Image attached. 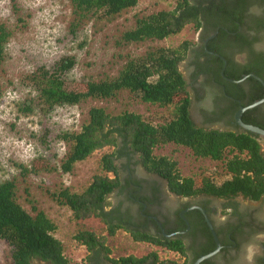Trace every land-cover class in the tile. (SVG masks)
I'll return each mask as SVG.
<instances>
[{
    "label": "trees",
    "instance_id": "16d2710c",
    "mask_svg": "<svg viewBox=\"0 0 264 264\" xmlns=\"http://www.w3.org/2000/svg\"><path fill=\"white\" fill-rule=\"evenodd\" d=\"M138 1L68 0L72 16L69 29L74 32L93 17L117 15L135 7ZM199 14L200 9L191 0H175L171 10H160L138 18L135 27L123 32L121 39L124 42L160 40L178 34L187 24H192L197 30L201 24ZM11 34V30L0 24V67L5 59V44ZM192 44L183 40L175 46L159 47L147 51L143 56L130 57L115 77L88 80L76 87L69 86L66 77L75 64L73 56H63L49 67L39 66L25 76L34 91V96L23 105L22 111L25 112L35 109L46 115L56 106L76 105L87 98L108 99L122 90L143 103L169 109V119L154 125L135 112L112 114L101 107H91L88 120L79 131L58 135V139L68 146L60 164V170L65 173L94 151L103 147L112 149L100 158V168L104 174L94 175L82 192L62 188L52 193L58 204L70 209L74 219L97 218L106 224L108 236L114 235L122 227L113 224L109 217L110 211L106 208L110 202L107 198L118 186L117 161L133 155L137 156L138 163L146 172L166 180L169 191L174 195L210 194L223 199L239 197L250 201L264 197V153L255 139L256 135L204 129L196 126L191 119V96L180 64ZM233 79L239 77L233 76ZM168 143L187 147L195 157L220 161L225 177L216 180L209 175L197 178L182 176L175 161L153 152L156 147ZM32 167L31 170L36 172ZM14 190V180L0 183V239L11 247V264H33L35 261L73 264L64 256L62 244L54 236L55 224L41 210L33 208L34 215L27 212L16 201ZM74 239L89 252L102 253L112 264H140L149 260L160 262L156 252L141 257L128 255L111 258L106 237L92 231H79ZM133 239L150 241L153 238L133 232ZM153 242L182 251L180 243H167L161 239Z\"/></svg>",
    "mask_w": 264,
    "mask_h": 264
},
{
    "label": "rangeland",
    "instance_id": "374dc122",
    "mask_svg": "<svg viewBox=\"0 0 264 264\" xmlns=\"http://www.w3.org/2000/svg\"><path fill=\"white\" fill-rule=\"evenodd\" d=\"M174 5L175 0H139L135 7L109 18L93 17L73 32L69 29L72 16L68 0H0V24L12 32L0 67V183L14 180L16 201L32 215L33 208L46 214L56 226L54 236L61 242L64 256L73 264H84L90 255L86 247L74 239L79 231L105 236L111 258L141 257L151 251H156L164 260L174 258L166 251L134 242L122 230L108 236L100 220L74 219L70 209L52 197V193L62 188L80 193L94 175L104 174L100 158L111 152L110 147L98 149L76 162L70 172L60 170L68 146L58 135L79 131L87 122L91 107H101L112 114L135 112L154 125L169 119V109L143 103L122 90L108 99L87 98L76 105L56 106L46 115L35 109L25 112L23 105L34 96L25 76L39 66L49 67L63 56H73L75 64L66 77L69 86L76 87L88 80L115 77L130 57L143 56L159 47L175 46L183 40L194 43L197 31L192 24L160 40L122 41V33L134 28L138 18L171 10ZM185 69V61H182V74L186 73ZM192 114L197 121L194 104ZM153 152L175 161L182 176L209 175L216 180L225 177L220 161L195 157L187 147L168 143ZM32 166L36 172L31 170ZM0 264H11V247L2 239ZM33 264L46 263L35 261Z\"/></svg>",
    "mask_w": 264,
    "mask_h": 264
},
{
    "label": "flooded vegetation",
    "instance_id": "af4514ba",
    "mask_svg": "<svg viewBox=\"0 0 264 264\" xmlns=\"http://www.w3.org/2000/svg\"><path fill=\"white\" fill-rule=\"evenodd\" d=\"M191 2L200 9L201 22L183 60L192 121L204 129L249 132L237 124L235 115L259 101L245 109L240 120L264 130V0ZM252 134L264 153V136ZM117 165L118 186L109 194L106 208L113 224L122 225L118 230L134 242L174 257L140 264H193L211 252L199 264H264V197L250 201L174 195L166 180L142 168L136 155L118 160ZM133 232L153 239L134 240ZM158 239L180 243L182 251L153 242ZM88 253L84 264H112L100 252Z\"/></svg>",
    "mask_w": 264,
    "mask_h": 264
},
{
    "label": "water",
    "instance_id": "95a60500",
    "mask_svg": "<svg viewBox=\"0 0 264 264\" xmlns=\"http://www.w3.org/2000/svg\"><path fill=\"white\" fill-rule=\"evenodd\" d=\"M258 103H259V101L258 102H255V103H253V104H251V105H249V106H247L245 108H241V110L236 113L235 120H236L237 124H239L245 130H247L249 132H252V133H255V134H259V135H263L264 136V130H262V129L258 128V127L252 126V125H246V124L242 123L241 120H240L241 114H242V112L245 109H250L253 106L257 105ZM213 253L214 252H211L209 254H206L204 256L199 257L197 260L194 261L193 264H199L201 261H203V260L209 258L211 255H213Z\"/></svg>",
    "mask_w": 264,
    "mask_h": 264
}]
</instances>
